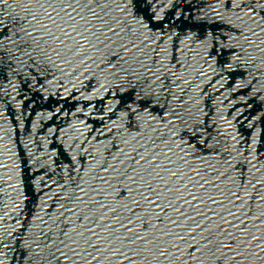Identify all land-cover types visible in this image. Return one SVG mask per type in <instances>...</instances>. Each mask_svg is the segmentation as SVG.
Returning a JSON list of instances; mask_svg holds the SVG:
<instances>
[{
  "label": "water",
  "instance_id": "95a60500",
  "mask_svg": "<svg viewBox=\"0 0 264 264\" xmlns=\"http://www.w3.org/2000/svg\"><path fill=\"white\" fill-rule=\"evenodd\" d=\"M0 264H264V0H0Z\"/></svg>",
  "mask_w": 264,
  "mask_h": 264
}]
</instances>
